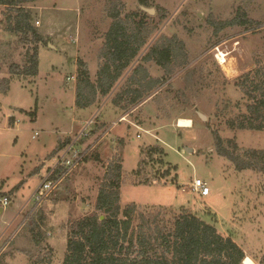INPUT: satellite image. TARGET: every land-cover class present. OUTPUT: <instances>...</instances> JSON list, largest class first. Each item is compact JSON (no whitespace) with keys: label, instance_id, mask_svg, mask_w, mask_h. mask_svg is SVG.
<instances>
[{"label":"rangeland","instance_id":"374dc122","mask_svg":"<svg viewBox=\"0 0 264 264\" xmlns=\"http://www.w3.org/2000/svg\"><path fill=\"white\" fill-rule=\"evenodd\" d=\"M145 2L26 3L34 13L32 23L45 38L39 46L36 75L11 73L12 63L27 65L33 44L5 30L8 9L0 5V80L11 79L8 91L0 92V197L7 195L13 203L5 207L0 203L4 209L0 213V264H62L70 225L85 215L101 213L96 210L99 189L107 172L117 173L118 164L123 167V207L135 202L145 216L159 215L170 225L175 215L194 213L231 236L256 264L255 257L264 255V172L238 170L219 153L216 139L220 135L231 150L236 144L240 154L264 149V130L229 124L246 111L247 99L238 81L264 66V0ZM115 4L123 17L131 14L136 21L145 20L149 41L112 91L97 96L93 114L87 118L101 111L94 135L102 134L121 115L128 114L127 120L110 130L94 154L54 192L37 202L31 196L75 119V65L86 58L90 79L96 83L102 64L99 51L111 25L108 12ZM242 12L257 23L219 29ZM166 38L172 40V49L183 42L187 57L175 50L171 75L155 61L148 62L151 76L163 81L140 105H127V74L150 46ZM81 48H85L82 55ZM73 76L76 79H68ZM117 93H123L118 106L111 103ZM180 118L193 122L182 127ZM80 130V123L73 124V132ZM35 131L38 134L33 138ZM149 147H159L162 153H150ZM167 169L169 175L161 177ZM195 178L208 183V195L190 190L188 184Z\"/></svg>","mask_w":264,"mask_h":264},{"label":"trees","instance_id":"16d2710c","mask_svg":"<svg viewBox=\"0 0 264 264\" xmlns=\"http://www.w3.org/2000/svg\"><path fill=\"white\" fill-rule=\"evenodd\" d=\"M34 1L36 0H0V5H5L8 9L5 30L17 35L20 41L33 44L32 50L29 49L27 53V65L20 67L12 63V74L36 75L39 72V46L45 43V38L32 23V8L25 6ZM141 2L147 5L145 0ZM142 13L147 16L145 12ZM108 15L111 25L99 51L102 64L97 72L96 83L90 79L87 64L78 60L75 91L77 107L90 106L96 102L99 94L107 96L149 41L150 31L143 18L136 21L131 14L123 17L116 4ZM252 23L257 21L248 19L246 13L242 12L235 19L221 23L219 29L228 25ZM157 43L158 41L150 46L126 76L124 90L127 91L125 96L129 98V106L142 102L163 81V78L151 76L148 62L155 61L165 69L167 75H171L172 58L177 57L175 50L182 53L184 50L183 42L172 49V40L168 38L164 43ZM183 54L186 55L185 52ZM243 76L237 85L247 99L246 111L238 119L229 120V124L241 129L264 130V66ZM10 82V77L1 79L0 92L8 91ZM122 96L123 93L115 94L112 103L118 106V98ZM31 114L35 115V112L32 111ZM216 139L219 153L233 161L238 170L249 168L264 172V149H248L240 154L236 144L234 150H231L223 144L220 135L217 134ZM64 143L61 140L54 152ZM149 149L150 153H162L159 147ZM93 154L94 151L85 160ZM115 169L117 173H106L99 189L96 210L101 213L85 215L70 225L62 264H244L247 257L245 250L231 236L224 235L214 224L194 213L175 215L170 225L168 220L159 215L145 216L138 210L135 202L123 207L120 203L122 164L116 165ZM169 173L167 169L161 177H166ZM255 259L258 264H264V255Z\"/></svg>","mask_w":264,"mask_h":264},{"label":"built area","instance_id":"2783aa9c","mask_svg":"<svg viewBox=\"0 0 264 264\" xmlns=\"http://www.w3.org/2000/svg\"><path fill=\"white\" fill-rule=\"evenodd\" d=\"M76 79V77H69L68 79ZM125 120L121 118L118 122ZM114 122L113 125L104 128L102 134L94 135V132L97 130V125L99 124L98 114H94L87 119H73V124L80 123L81 130L76 133L71 130L70 135L66 137L64 145L54 152L53 164L47 168L46 173L41 175V181L34 190L31 199L35 201H42L49 194L54 192L59 184L68 178L71 173L81 165V163L86 159V157L93 152L97 145L100 143V140L104 138L105 135L109 133L110 130L118 124ZM16 123V120H15ZM38 134V131H35L33 138ZM95 137L94 140L93 137ZM68 139V140H67ZM67 140V141H66ZM98 143V144H97ZM190 190L200 196H206L210 193V188L208 183L201 178H195L188 184ZM185 191L186 189L183 188ZM0 203L3 207L11 203V198L7 195L0 197Z\"/></svg>","mask_w":264,"mask_h":264},{"label":"crops","instance_id":"0c3cea01","mask_svg":"<svg viewBox=\"0 0 264 264\" xmlns=\"http://www.w3.org/2000/svg\"><path fill=\"white\" fill-rule=\"evenodd\" d=\"M75 37H77V42H78V34H76L75 35ZM78 45H77V48H76V52H78ZM81 50H83L82 51V53H79L80 55H82L83 54V52L85 51V48H81ZM84 61L87 63V60H86V58L84 59ZM88 66V65H87ZM77 69H78V65L76 64L75 65V73H77ZM89 69V68H88ZM75 91H76V88H75ZM109 97V96H108ZM111 103H112V101H111ZM113 104V103H112ZM96 104L95 103H93V104H91L90 106H86V107H77L76 105H75V119H78V120H80V119H87V116L89 115H91V114H93V112H91V109L95 106ZM114 105V104H113ZM140 105V104H139ZM139 105H137V107H139ZM116 108H118V107H116ZM102 110H103V108H101ZM96 114V113H95ZM99 114H101V111L99 112ZM99 114H98V120H99ZM128 115V114H127ZM127 115H121L119 118H118V120L117 121H119L121 118H125V120H123V121H126L127 120ZM14 123H15V120H14ZM114 123V122H113ZM119 123V122H118ZM111 126V125H110ZM115 127V126H114ZM73 129V124H72V128H71V130Z\"/></svg>","mask_w":264,"mask_h":264},{"label":"bare ground","instance_id":"6f19581e","mask_svg":"<svg viewBox=\"0 0 264 264\" xmlns=\"http://www.w3.org/2000/svg\"><path fill=\"white\" fill-rule=\"evenodd\" d=\"M226 61V59H222V62H225ZM191 119H186V118H180L179 120H178V125L179 126H182V127H184V126H189V125H191ZM193 122V121H192ZM244 262H245V264H256L253 260H252V258H250L249 256H247L245 259H244Z\"/></svg>","mask_w":264,"mask_h":264},{"label":"water","instance_id":"95a60500","mask_svg":"<svg viewBox=\"0 0 264 264\" xmlns=\"http://www.w3.org/2000/svg\"><path fill=\"white\" fill-rule=\"evenodd\" d=\"M142 9H144L145 11H147L148 13H155V9L153 8H148V7H145V6H142ZM201 117L203 119H205V115H203L202 113H200ZM189 150H191L190 148H188ZM10 206H13V203L11 202L10 203ZM3 207H0V213L2 214L3 213ZM103 218V217H102Z\"/></svg>","mask_w":264,"mask_h":264}]
</instances>
